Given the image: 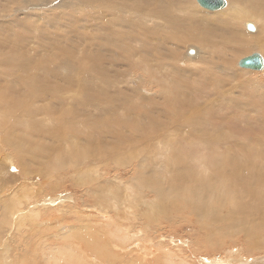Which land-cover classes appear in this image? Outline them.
<instances>
[{
  "label": "bare ground",
  "instance_id": "6f19581e",
  "mask_svg": "<svg viewBox=\"0 0 264 264\" xmlns=\"http://www.w3.org/2000/svg\"><path fill=\"white\" fill-rule=\"evenodd\" d=\"M224 1L211 12L196 0H0V68H11L0 71L1 104L11 119L0 141L17 155L25 180L42 178L54 192L42 200L54 210L44 225L62 227L30 225L34 238L20 254L21 263L109 264L127 236L121 213L135 217L121 210L128 199H153L150 208L162 213L169 203L189 200L188 213L210 247L225 238L251 253L264 250V85L250 76V88L241 84L244 99L228 94L241 74H254L236 67L239 55L255 51L244 57L258 56L264 72V0ZM42 18L52 19L56 30L45 31ZM77 27L81 32L69 39L66 33ZM97 80L104 86L87 97ZM253 93L259 96L255 102ZM231 122L241 125L231 128ZM112 172L116 179L121 172L128 175V192L108 182ZM66 176L84 180L79 193L64 183ZM59 188L91 199L89 220L105 230L113 224L116 236L111 240L107 230L90 223L80 231H74L75 220L64 225L66 196L55 195ZM7 200L0 201L5 212ZM227 230L236 237H227ZM93 251L101 260L92 259ZM250 260L239 264H264V253Z\"/></svg>",
  "mask_w": 264,
  "mask_h": 264
},
{
  "label": "rangeland",
  "instance_id": "374dc122",
  "mask_svg": "<svg viewBox=\"0 0 264 264\" xmlns=\"http://www.w3.org/2000/svg\"><path fill=\"white\" fill-rule=\"evenodd\" d=\"M198 6L200 7V5H198ZM208 11H210V10H208ZM249 20L251 22H255L252 19H249ZM52 21H53L52 19H47V21L45 22L44 18H42L40 20V23L42 24L41 27H44L45 31H47L48 29L56 30L57 27L55 24H53ZM61 31H62V29H61ZM80 32L81 31H80L79 27H77L73 33H66V35L69 37V39L75 40V35L79 34ZM82 32L84 33L86 31L83 30ZM62 33H63V31H62ZM75 43H76V41H75ZM253 52H255V51L252 50L251 52H247L245 54L239 55L237 58L236 67H241L238 64L239 58L241 59L244 56H246L247 54H251ZM256 52H257V50H256ZM74 59L75 58H72V59H70V61L74 62ZM57 61L59 63V62H61V59H58ZM99 62H101V60H99ZM242 68H244V67H242ZM1 70L5 71L7 73H10L11 68L8 65H5L4 67L0 68V71ZM252 70L253 71H250V72H254V74H251V73H248V74L245 73L244 75L241 74V76L238 78V80L233 81L231 83L232 84V87H231L232 92H228V94L233 96L234 100L241 101L242 99H244L243 96L245 94L243 91H246V87H244V89H242L241 84L247 83L249 88H250L251 85H250L249 80H248V78L250 76H252L256 80L260 81L259 83L261 85H264V72L262 70H254V69H252ZM243 76H245V77H243ZM75 79L77 81H79V80H81V76L77 75L75 77ZM20 83H24V82L21 81ZM60 83H63L64 84L63 86H65L64 81H61ZM7 84H8V86H6ZM7 84H4V86H6L8 88L10 86L9 85L10 83L8 82ZM96 86H97L96 90L93 93L87 94V97L94 96V95L98 94L99 88L103 87L104 84H103V82H100L99 80H97ZM251 90H255V89L253 87H251ZM139 91L142 92L140 89H139ZM242 92H243V94H242ZM259 92H261V91H259ZM150 93H151V91H150ZM79 94L82 96L81 92H79ZM140 94L147 96L148 93L142 92ZM253 94L254 95L252 97H250V99L252 102H255V101H257V98L259 96H257L258 95L257 93H253ZM151 95L152 94H150L149 96H151ZM153 95H155V94H153ZM1 96H2V93L0 91V99L2 98V100L0 101V124L2 125V127H0V139L2 140L3 127H5V126L8 127L9 122H11V119H9L10 116L7 113V109H5V106L4 105L2 106L3 96L2 97ZM213 96H215V95H213V92H211L210 98L212 100H214ZM239 112L242 113V111H240V110H239ZM232 113H234V111H232ZM246 114H249V113H246ZM250 114H251V116H254L253 112H250ZM240 125H241V123H236V122L230 123L231 128H233V126L238 127ZM241 138H243V137H241ZM211 148H213V146H211ZM16 159H17V155L14 154L11 147H9L8 145H5L4 143H2L0 141V198H2V199H0V201L1 200L6 201V199L8 198V200H7L8 208H7L6 212L0 208V223H1L0 224V240H1L0 241V263L1 264H5L7 262L11 263L12 262L11 258L14 259L13 263H15V264H23L20 262L21 260H19V259L21 258L23 252L27 248H29V246L27 245V242L29 241V239L34 238V234L31 231H29L31 228L30 225H32V227H36L34 229H38V228H40V226H46V225H48V226H46L47 229H52L51 231H53V230L56 231V230L62 229V227L60 226L59 223H57V225H54L53 227L49 224L44 225V223H46V221L48 220L47 218L49 217V215L47 216V214H50L51 211L53 213L54 210H52V208H50V207H52L51 205L49 206V205L43 204L42 200L44 199V196L46 194H49L48 197H50L51 195L52 196L54 195V192L48 191L47 184L43 183V185H42V181H43L42 178H41V181L39 179L37 180L36 178L34 180H30L33 183L30 182L29 180H25L22 168L18 162V159L17 160ZM112 173L113 174L110 173L108 175V178L110 177V179H111V180L109 179L110 181L108 180V182L114 183V184H118V182H119V184H120L119 188L122 187L120 190L126 189L125 191L128 192L129 187H130V184L126 181L128 175H126V177H125L123 172H121L119 174V178L117 177V179H118L117 180L115 175L118 176V174H116L114 172H112ZM12 174H14V178H13V181H10L11 180L10 176ZM32 177H33V175H31V178ZM122 177H123V179H122ZM124 178H126V179H124ZM23 183H24V185H23ZM64 183H68V187H71L72 185H76L75 188L77 189L78 193L84 186V180L82 178H80L79 176H76V177L66 176V180L64 181ZM24 186H26V187H24ZM111 187H113V186H111ZM22 188H24V189H22ZM25 188H26V190H25ZM108 188L111 189V191H112V188H110V187H108ZM43 189H45L46 192ZM101 189L103 190L104 187H100V190ZM130 189L133 190L134 188L132 187ZM26 191L28 192L29 195L26 194ZM22 192L25 194H23ZM30 192L33 194H31ZM34 192H35V194H34ZM55 193H56L55 194L56 196H60V195L66 196L61 201L62 202L61 208L63 207L62 210L65 209V214H64L63 219L65 218L64 220H67V221H64V223H65L64 225H69V223L72 220H75L74 221L75 222V226H74L75 230L74 231H80L82 229H87L88 224L90 223V224H92V226L95 230H97V229L99 231H101V229H102V231L107 230L106 234H104V236L111 238V240L114 238V234L116 236L117 231H116L115 227L114 228L112 227V226H114L113 224H111V223L107 224L108 226H106V230H105L102 226H99L98 224H96V222L94 221L95 219L89 220V219H91L90 212L88 210L90 208V204H88L86 202H91V199H87V200L82 199L81 200L80 194L78 196H76L77 194H75L73 190L71 191L69 189L63 190V189L59 188V190H57ZM12 194H16V195H12ZM22 195H23V197H22ZM89 195H86V196L88 197ZM12 196H14V197H12ZM17 196L18 197L20 196V197L15 198ZM24 197H26V199H23ZM29 197H30V199H29ZM34 197L39 199V200H36ZM113 197H116V196H113ZM79 200H80V204L76 207L77 208L76 209L74 206V203L79 201ZM83 200H84V202L82 203ZM134 200L135 199H128L127 205L123 206L121 209L123 211L126 210L127 212H129V211L134 212L135 217L133 215L126 213V212L121 213V215H122V216L120 215V219L122 218L120 220L121 221L120 224L122 223L121 224V226H122L121 231L126 232L127 236L124 240L120 241L121 243L118 242L120 246L117 243L116 248H118V249L115 248V251H116L115 253L118 255L116 258L109 257L108 258L109 264H112L111 262H113V264H117V263L118 264H128V263H132V264H211L212 263V264H214V262H218V260L219 261L223 260L222 258L226 259V256L227 257L229 256L230 258L232 257L229 260V264H231V263L232 264L233 263L239 264L242 259L246 258L247 261L250 262L251 261L250 259H252V257L257 258L264 253V250L259 251V252H255V253L248 252L246 249L242 248V246H245V245H243L241 243L237 244L234 241H231V240L225 239V238L223 239V241L220 245H216L215 247H210V245H208V243L204 240V237H206V236H204V232L201 231L200 229H198L199 222L197 224L196 223L197 220L194 217V215H191L188 213V212H190V210H188V208H187L188 207L187 204L189 203V200H188V202H181L182 200L177 201L178 203L176 204L177 206H175V207L172 206L173 204L169 203V206L166 209L169 211H165L164 213H162V209H158V208H156V206H154L153 208H150L154 204L153 199H143L141 201H140V199H136L135 201ZM30 201H31V203H30ZM33 201H36V203ZM113 201H114L113 202V206H114L115 203L117 202V199L115 198ZM129 201H131V202L129 203ZM39 202H41V203H39ZM71 202L73 203L72 205H71ZM31 204H33V205H31ZM34 204H35V206H34ZM28 205L32 206L31 208H33V210L32 209L29 210L30 207ZM38 205H39V207H38ZM67 205H69L70 208ZM72 207L74 210H71ZM83 207H85V209ZM130 208H132V209H130ZM151 209H153V210H151ZM29 211L31 214L29 213ZM79 211H81V212H79ZM87 211L89 213H87ZM25 212H26V214L28 213L27 214L28 216H26ZM75 212H77V213H75ZM84 212L86 214H88V216H87L88 219H86V220H84V217H83V215H85ZM93 212H95V211L93 210ZM110 212L112 213V211H110ZM42 213H43V216H42ZM23 214H24L25 218H28V220L26 222H25V220H26L25 218L22 219ZM30 215H32V218H29V217H31ZM184 215L186 217L182 218V216H184ZM11 217H12V219H11ZM18 217L19 218L22 217V218L19 220ZM34 218L36 219V221ZM40 218L43 220H41ZM132 218H134V219H132ZM166 218H171L172 219L171 222L173 221V224H171L170 227H169L170 221L165 220ZM6 220H8V221H6ZM12 220H13V222H12ZM18 220L19 221L22 220V221L19 222ZM23 220H24V223H22ZM61 221L62 220H60V222ZM91 221H93V222L91 223ZM178 221L181 223L179 224L178 227H175L174 225ZM17 222H19L22 225H19ZM25 223H26V225H23ZM38 223H40V224L38 225ZM126 226H128L127 230L125 228ZM109 228H110V230H109ZM196 228L198 229V231ZM27 232H28V234H27ZM225 234L227 237H229V236H231V238L236 237L235 235H233L232 230H227L225 232ZM218 239L221 240L222 238L219 236ZM215 240H217V239L215 238ZM5 244H6V246H5ZM71 247L74 248L75 246L71 245ZM29 253H30V251H29ZM93 253H94L95 257L92 259H95V260L97 259L99 261L100 258L97 256V254L94 251H93ZM228 253H230V254L227 255ZM17 254H19V255H17ZM20 254H21V256H20ZM28 255L30 256V254H28ZM29 256H26V257L28 258ZM81 256L84 257V255H82V254H81ZM26 257L23 256L24 259H27ZM84 259L89 260L88 257H87V259L86 258H84ZM84 259H82V260H84ZM232 259H233V261H232ZM3 260L5 261V263ZM101 264H108V261H105L104 263H101Z\"/></svg>",
  "mask_w": 264,
  "mask_h": 264
},
{
  "label": "water",
  "instance_id": "95a60500",
  "mask_svg": "<svg viewBox=\"0 0 264 264\" xmlns=\"http://www.w3.org/2000/svg\"><path fill=\"white\" fill-rule=\"evenodd\" d=\"M198 4L207 10H217L225 6L224 0H196ZM249 29H252V25H248ZM241 67L254 69V70H260L262 68L261 59L254 55L252 57H244L239 62Z\"/></svg>",
  "mask_w": 264,
  "mask_h": 264
}]
</instances>
